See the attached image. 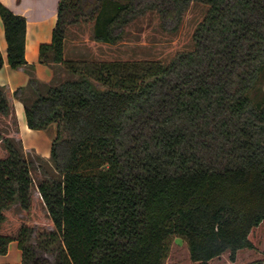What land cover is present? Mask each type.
I'll return each mask as SVG.
<instances>
[{"label": "trees", "instance_id": "obj_1", "mask_svg": "<svg viewBox=\"0 0 264 264\" xmlns=\"http://www.w3.org/2000/svg\"><path fill=\"white\" fill-rule=\"evenodd\" d=\"M193 4L205 7L192 46L167 64L99 61L65 54L72 30L93 29L98 44L126 42L152 11L176 31ZM8 63L27 67V21L0 3ZM41 63L70 77L42 93L30 69L25 98L32 131L57 126L51 161L58 175L37 187L63 247L54 262L31 243L37 232L3 233L5 213L33 205L32 169L22 143L0 131V255L18 241L22 264H165L169 241L184 238L191 264L258 250L264 224V0H61ZM5 59L0 53V70ZM15 92V97L25 94ZM17 126L0 89V121ZM63 131L66 132L64 136ZM44 254V253H43Z\"/></svg>", "mask_w": 264, "mask_h": 264}, {"label": "rangeland", "instance_id": "obj_2", "mask_svg": "<svg viewBox=\"0 0 264 264\" xmlns=\"http://www.w3.org/2000/svg\"><path fill=\"white\" fill-rule=\"evenodd\" d=\"M205 16V7L193 4L184 14L181 23L176 31H165L161 28L159 20L154 12L148 11L138 16L135 23L129 29V35L124 44L119 46H109L98 44L93 40V29L90 26H80L72 30L69 37L68 53L71 47L76 45L77 55L71 57L81 64L99 61H135V62H158L167 64L176 58V55L192 46V37L198 27L199 22ZM73 41H77L73 44ZM73 51V50H72ZM255 101H264V75L252 92ZM4 122V120L2 119ZM1 122V124H3ZM57 126L44 130L54 140L57 134ZM64 136L66 132L63 131ZM43 135L36 134L30 136L29 143L42 144ZM22 150L26 158L36 163V168L32 169L34 185L33 205L29 211L22 210L18 205L5 213L6 220L3 224V233L13 237L18 236L22 227H31L37 234L33 235L31 243L38 252L54 262L55 255L59 256L63 247L59 236L53 239L51 235L56 232L50 216L37 191L38 185L46 179L43 170L58 175L54 171L51 155L41 156L39 148H25ZM3 144L0 142V158L6 156ZM258 250H246L239 253L237 264H264V224L259 231L257 238ZM169 253L165 264H191L188 243L184 238L173 237L169 241ZM41 250V251H40ZM44 253V254H43ZM213 264H233L226 254L220 259H216Z\"/></svg>", "mask_w": 264, "mask_h": 264}, {"label": "crops", "instance_id": "obj_3", "mask_svg": "<svg viewBox=\"0 0 264 264\" xmlns=\"http://www.w3.org/2000/svg\"><path fill=\"white\" fill-rule=\"evenodd\" d=\"M61 0H0V3L11 10L14 14L22 16L27 21V34L25 57L27 67L13 70L8 63V43L5 36V25L0 16V53L5 59V64L0 70V89L8 96L12 106L17 126L6 120L0 121V131L5 136L22 143L25 148H39L41 156L51 155L53 139L43 131H32L27 124L25 113V98H34V92L29 88L31 80L30 69L33 67L35 78L42 84V93L51 86H57L67 80L70 75L63 65L51 63L49 65L41 63L40 52L43 45H49L53 40V32L58 20V10ZM67 41L65 54L71 58L77 55L76 45L71 47L68 53ZM77 41H73L75 44ZM73 50V51H72ZM25 89V94L15 97L18 90ZM3 122V124H1ZM42 134V144L29 143L30 136ZM23 252L18 241L9 244L8 253L0 255V264H22Z\"/></svg>", "mask_w": 264, "mask_h": 264}]
</instances>
